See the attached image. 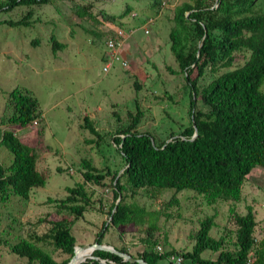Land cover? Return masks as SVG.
I'll list each match as a JSON object with an SVG mask.
<instances>
[{
  "label": "rangeland",
  "instance_id": "1",
  "mask_svg": "<svg viewBox=\"0 0 264 264\" xmlns=\"http://www.w3.org/2000/svg\"><path fill=\"white\" fill-rule=\"evenodd\" d=\"M190 1L50 0L46 5L0 9V129L11 131L34 150L36 170L45 180L42 187L31 189L27 200L15 196L0 200V264H26L25 258L10 252V246L31 234L47 233L53 220L68 223L74 246L93 243L102 224H108L113 201L109 177L103 180L104 186L84 184L89 205L77 219L57 212L55 201L65 197L67 188L83 183L82 160L100 172L105 168L121 172L123 162L111 137L128 122L129 113L138 108L141 116L136 130L151 135L155 142L189 125V89L170 53L168 32L173 7ZM256 7L264 11V1L258 0ZM27 12L26 25L13 24ZM112 28L124 31L119 57L127 61V68L115 62L103 73L101 68L108 61L104 40ZM50 37L62 47L52 50ZM246 57L237 52L229 68L214 73L205 69L198 89L240 66ZM15 89L27 90L39 105L40 117L24 127L6 122L10 114L7 94ZM196 100L195 108L206 111ZM83 118L97 136L84 129ZM10 161L11 155L0 147V164L7 166ZM124 194L126 203L144 213L122 232L108 225L101 245L123 248L133 258L145 248L176 256L189 252L199 223L207 217L212 218L209 236L222 239L221 249L233 253L236 227L230 211L243 215L248 207L256 221L248 260L264 235V169L260 167L245 177L238 202L218 199L207 203L187 189L140 190L132 197ZM150 224L153 229L147 235ZM37 245L57 262L68 257L47 241ZM200 257L214 260L216 253L203 251ZM157 264H168V260L165 257ZM182 264L190 262L183 260Z\"/></svg>",
  "mask_w": 264,
  "mask_h": 264
},
{
  "label": "trees",
  "instance_id": "2",
  "mask_svg": "<svg viewBox=\"0 0 264 264\" xmlns=\"http://www.w3.org/2000/svg\"><path fill=\"white\" fill-rule=\"evenodd\" d=\"M49 1L6 0L0 9L10 11L17 6L46 5ZM257 2L191 0L173 7L169 50L189 89V125L176 135L170 133L165 140L155 142L151 135L136 130L141 116L136 108L134 114H128V122L111 137L123 162L119 174L108 168L100 172L82 160L83 183L67 188V194L55 201V206L57 212L65 211L74 219L79 218L89 205L84 184L104 186L103 180L109 177L113 201L107 213L108 224H102L93 243L101 244L108 225L122 232L144 213L142 208L124 201L125 192L132 197L140 190L187 189L201 195L207 203L218 199L238 202L245 177L255 167L264 169V11L257 9ZM28 15L27 12L13 24L26 25ZM50 41L52 50L62 47L53 37ZM237 52L247 54L240 66L222 72L198 89L197 82L205 69L214 73L218 68H229ZM196 99L206 111L195 108ZM7 105L10 114L6 122L10 125L24 127L40 117L38 102L27 90L10 91ZM83 127L97 136L86 118H83ZM0 147L11 155L7 166L0 164V200L9 196L27 200L31 189L45 183L44 176L36 170L34 150L6 129H0ZM230 214L236 227L235 252L221 249L222 239L209 236L212 218L207 217L199 223L191 250L181 254L182 261L264 264V235L255 244L254 257L248 260L256 225L251 209L248 207L243 215L233 211ZM49 224L47 233L31 234L15 242L10 252L25 258L26 264H66L75 245L70 227L64 220L49 221ZM147 227L148 235L153 227L151 224ZM43 241L68 257L55 261L37 245ZM116 250L126 252L123 248ZM203 251L216 253L215 259H202ZM170 254L173 252L161 254L145 248L136 257L147 264H157ZM91 256L96 259H86L80 264H100V260L107 264H130L100 250L92 251Z\"/></svg>",
  "mask_w": 264,
  "mask_h": 264
},
{
  "label": "built area",
  "instance_id": "3",
  "mask_svg": "<svg viewBox=\"0 0 264 264\" xmlns=\"http://www.w3.org/2000/svg\"><path fill=\"white\" fill-rule=\"evenodd\" d=\"M147 30L143 28V34H147ZM125 41V34L124 31L119 28H112L111 34L106 37L104 40V46L105 49L108 52V61L105 62L101 68V71L103 73H106L108 69L113 65V63L117 62L121 68L126 69L127 68V61L124 58L119 57V52L122 49V46ZM157 253L159 252V249L157 248L155 250ZM168 260V264H182V258L181 256L176 255H169L166 257ZM101 262L105 263L103 260H100ZM112 264V263H108Z\"/></svg>",
  "mask_w": 264,
  "mask_h": 264
},
{
  "label": "water",
  "instance_id": "4",
  "mask_svg": "<svg viewBox=\"0 0 264 264\" xmlns=\"http://www.w3.org/2000/svg\"><path fill=\"white\" fill-rule=\"evenodd\" d=\"M193 137H194V135H193ZM166 141H169V139L166 140ZM94 250H100V251H103V252H108V253L114 254L117 257L121 258V260L123 262H126V263H130V264H147L141 259L133 258L132 256H130V255L126 254V253L118 252L117 250H114L110 246H105V245H101V244L98 245L96 243H92L91 245L74 246L73 250H72V255H71L70 259L68 260V262L66 264H80V263L84 262L86 259H96V258L91 256V253ZM79 251H84V252L89 251L90 254L86 255V256H82L83 258L81 260H78L76 254ZM99 263L100 264H104L101 261H99Z\"/></svg>",
  "mask_w": 264,
  "mask_h": 264
},
{
  "label": "bare ground",
  "instance_id": "5",
  "mask_svg": "<svg viewBox=\"0 0 264 264\" xmlns=\"http://www.w3.org/2000/svg\"><path fill=\"white\" fill-rule=\"evenodd\" d=\"M89 254H90L89 251H86V252L79 251V253L77 252L76 256H77L78 260H81L83 258L82 256H86V255H89Z\"/></svg>",
  "mask_w": 264,
  "mask_h": 264
},
{
  "label": "crops",
  "instance_id": "6",
  "mask_svg": "<svg viewBox=\"0 0 264 264\" xmlns=\"http://www.w3.org/2000/svg\"><path fill=\"white\" fill-rule=\"evenodd\" d=\"M131 31H129V33H130ZM125 42V41H124Z\"/></svg>",
  "mask_w": 264,
  "mask_h": 264
}]
</instances>
